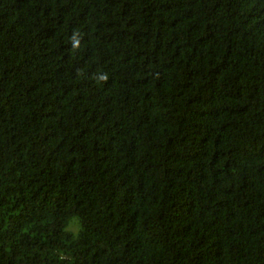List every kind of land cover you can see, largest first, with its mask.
Listing matches in <instances>:
<instances>
[{"label":"trees","instance_id":"trees-1","mask_svg":"<svg viewBox=\"0 0 264 264\" xmlns=\"http://www.w3.org/2000/svg\"><path fill=\"white\" fill-rule=\"evenodd\" d=\"M0 264H264V0H0Z\"/></svg>","mask_w":264,"mask_h":264}]
</instances>
